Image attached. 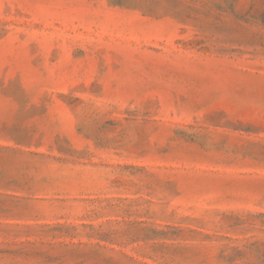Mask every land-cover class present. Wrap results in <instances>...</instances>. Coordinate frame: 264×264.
I'll list each match as a JSON object with an SVG mask.
<instances>
[{"label":"rangeland","instance_id":"obj_1","mask_svg":"<svg viewBox=\"0 0 264 264\" xmlns=\"http://www.w3.org/2000/svg\"><path fill=\"white\" fill-rule=\"evenodd\" d=\"M0 264H264V0H0Z\"/></svg>","mask_w":264,"mask_h":264}]
</instances>
